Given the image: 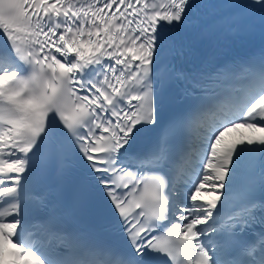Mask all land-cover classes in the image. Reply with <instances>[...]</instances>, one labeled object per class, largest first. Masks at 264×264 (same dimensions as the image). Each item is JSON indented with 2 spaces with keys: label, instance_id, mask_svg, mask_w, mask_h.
Here are the masks:
<instances>
[{
  "label": "snow or ice",
  "instance_id": "6c2138e0",
  "mask_svg": "<svg viewBox=\"0 0 264 264\" xmlns=\"http://www.w3.org/2000/svg\"><path fill=\"white\" fill-rule=\"evenodd\" d=\"M0 264H264V0H0Z\"/></svg>",
  "mask_w": 264,
  "mask_h": 264
}]
</instances>
